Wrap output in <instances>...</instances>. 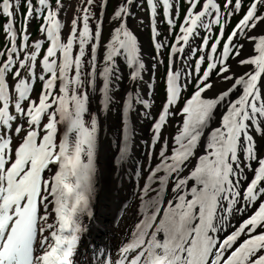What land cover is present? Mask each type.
Masks as SVG:
<instances>
[{
    "label": "snow or ice",
    "instance_id": "1",
    "mask_svg": "<svg viewBox=\"0 0 264 264\" xmlns=\"http://www.w3.org/2000/svg\"><path fill=\"white\" fill-rule=\"evenodd\" d=\"M109 2L76 0L68 20L67 0H24L18 28L21 0H0V264H75L80 216L95 220L98 128L112 111L113 166L132 160L133 116L149 121L146 155L156 163L133 162L136 219L115 258L99 264H264V0H185L178 28V0H116L104 37ZM134 9L149 17L148 60L127 24Z\"/></svg>",
    "mask_w": 264,
    "mask_h": 264
},
{
    "label": "bare ground",
    "instance_id": "2",
    "mask_svg": "<svg viewBox=\"0 0 264 264\" xmlns=\"http://www.w3.org/2000/svg\"><path fill=\"white\" fill-rule=\"evenodd\" d=\"M140 0H138V3ZM76 3V0H67V4L69 5L67 8V19L70 20L73 15V7ZM135 16H136V9ZM145 13V12H144ZM137 20L134 18H129L127 21L128 27L138 36V40L142 46V54L145 56V59H151V42L148 37L147 28H149V19L145 17V14H137ZM143 20V24H139V20ZM107 19L105 18V23ZM30 31V30H29ZM67 31V29H65ZM160 31L163 32L162 27L160 25ZM199 40L196 41L198 43ZM159 68V66H158ZM156 69V68H155ZM155 69H152L151 75L154 77ZM126 71V70H125ZM148 72H145L144 75H148ZM148 80L149 77L144 78ZM127 81L121 83V88ZM155 83V80H153ZM221 87H224L221 85ZM149 98H153V94L149 92ZM97 100L98 96L92 95L90 101V110L96 111L97 109ZM154 112V109H153ZM117 120V114L112 111L108 112L106 118L102 117L100 120L98 132L101 135V147L100 151L101 154L96 155V159L98 160L99 166L98 170L103 177V190L102 196L108 195V197H102V202L98 207L97 216L95 221L99 224L96 225L98 228L99 233L91 234V240L88 239L87 244L93 247L94 244H99L101 242L104 243L103 248V255H107L111 253V256L115 258L117 249L121 245L122 241L125 238L127 231L129 230L130 226L134 223L136 216L134 209L137 206V178L135 173L132 171V164L133 162L137 165L148 163L155 164L156 160L153 156L151 160H149L146 153L151 150V145L146 143L150 137V130H149V121L143 120L139 122L136 120L135 116H133V122L137 124L138 128H140L141 132H139V141L136 144L131 145L130 155H132V150H136L135 153L132 155V160L127 161L124 163L123 168L119 165L113 166V156L116 149L117 144V137H116V128L115 123ZM132 122V123H133ZM212 126H216L215 122H213ZM175 134H171L169 131H163V137L168 139L169 148L171 147V136ZM159 144L156 145V150L159 149ZM98 150V149H97ZM199 154V150L197 152ZM193 164L195 161L193 160ZM47 175V174H46ZM127 178V183L124 182L122 186L118 184V181L122 178ZM129 179V180H128ZM190 186V184H189ZM114 197H119V203L117 204V208L115 209L116 203L114 202ZM235 223V221H234ZM102 225V227H98ZM231 228L225 229V232L222 235H226ZM83 249V248H82ZM88 250V248H87ZM92 262V259H88L86 264H99L101 256Z\"/></svg>",
    "mask_w": 264,
    "mask_h": 264
},
{
    "label": "rangeland",
    "instance_id": "3",
    "mask_svg": "<svg viewBox=\"0 0 264 264\" xmlns=\"http://www.w3.org/2000/svg\"><path fill=\"white\" fill-rule=\"evenodd\" d=\"M245 1H246L247 4L250 2V0H244V2H245ZM178 3H179V0H178ZM115 4H116V0H110L109 4H108V6H107V15H106V19H107V16H110L111 13L113 12V8H114ZM20 10H21V7H20ZM20 10H19V13H20ZM184 10H185V8L182 9V12L180 13L179 20H181V18L183 17ZM136 13H137V14H141V15L144 14L142 11H140V10H138V9H136ZM241 13H242V12H241ZM137 14H136L134 20H137V19H138V18H137ZM233 17H235V16H233ZM233 17H232V18H233ZM16 20H17V25H20L21 14H19V15L17 16ZM106 21H107V23L105 24V27H104V30H103L104 37H107V36H108V31H109V27H110V23L108 22V19H107ZM177 21H178V20H177ZM234 21H235V18H234L233 20L231 19V22L228 24V31H230V29H231V26H230V25H232V24L234 23ZM3 23H4V19H3V21L1 22V26L3 25ZM40 23H41V21L39 22L38 20H35V21H34V24L32 23V24H33V27H32V31H31V32H32V34H31V39H35V38L37 37L38 31H37L36 29L34 30V27H37V26H38V28H39V24H40ZM30 26H32L31 23H30ZM164 26H165V30H166V29H167V25L165 24ZM177 28H178V25H177ZM214 29H215V32L218 31V28H215V27H214ZM228 31H227V32H228ZM148 32L150 33V29L148 30ZM0 35H1V38H2V42L4 43V47H3L2 49H0V50H3V49L5 48V46H6V38H5V34H4L3 30H2V27H1V30H0ZM174 35H175V33L172 34V35H170L168 38H170V40H172V39H174ZM102 42H103V41H102ZM210 43H211V41L209 42V45H210ZM44 48H47V43L44 44ZM197 53H199V52H197ZM205 66H206V64H205ZM159 70H160V72H159L158 74H159V76H162V74H163V72H164V66H163V65H160V69H159ZM146 76H147V75H146ZM212 78L215 79V72L212 73ZM194 81H195V80H193V83H194ZM157 83H158L160 86H159L158 94L155 95V100H156V103H157L158 105H160V103H161L160 97H161V95H163L164 85H163V83L161 82V79H160V81H157ZM191 88H192V86H191ZM191 88L189 89V91H187V94H188V95H189L190 92H191ZM185 93H186V92H185ZM171 125H172V126L175 125V121L171 120ZM139 129H140V128L137 127V130H138V131H139ZM257 142L260 143L259 140H258Z\"/></svg>",
    "mask_w": 264,
    "mask_h": 264
}]
</instances>
